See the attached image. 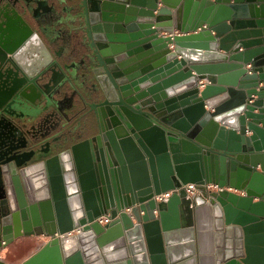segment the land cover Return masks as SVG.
<instances>
[{
  "label": "water",
  "instance_id": "water-1",
  "mask_svg": "<svg viewBox=\"0 0 264 264\" xmlns=\"http://www.w3.org/2000/svg\"><path fill=\"white\" fill-rule=\"evenodd\" d=\"M34 235L23 264H264V0H0V250Z\"/></svg>",
  "mask_w": 264,
  "mask_h": 264
},
{
  "label": "crops",
  "instance_id": "crops-1",
  "mask_svg": "<svg viewBox=\"0 0 264 264\" xmlns=\"http://www.w3.org/2000/svg\"><path fill=\"white\" fill-rule=\"evenodd\" d=\"M170 48H174V45L171 44ZM180 58L181 56H179V59ZM200 60H202V62H215L216 57L210 58L209 56H201ZM249 66L250 65H247V68H249ZM229 190L240 193L232 188H229ZM48 241L49 238L44 235L18 238L7 248L0 250V257L9 264H23L28 258L38 252Z\"/></svg>",
  "mask_w": 264,
  "mask_h": 264
},
{
  "label": "built area",
  "instance_id": "built-area-1",
  "mask_svg": "<svg viewBox=\"0 0 264 264\" xmlns=\"http://www.w3.org/2000/svg\"><path fill=\"white\" fill-rule=\"evenodd\" d=\"M209 188H220V187L218 185L210 184ZM181 189L186 190L188 197H195L197 195V193L199 192L197 189V184L187 183V184L181 185V187L155 194L153 198L157 202L168 201L175 192H179ZM126 210L130 211L131 207L127 208ZM113 219L114 218L112 217L111 213H105V214L98 216L95 220L98 221L100 224L105 225L107 223H110ZM81 231H82V227H79V228L73 230L72 232H70L69 235H67V236L77 234Z\"/></svg>",
  "mask_w": 264,
  "mask_h": 264
},
{
  "label": "bare ground",
  "instance_id": "bare-ground-1",
  "mask_svg": "<svg viewBox=\"0 0 264 264\" xmlns=\"http://www.w3.org/2000/svg\"><path fill=\"white\" fill-rule=\"evenodd\" d=\"M73 248V242L72 240L66 241V249L71 250Z\"/></svg>",
  "mask_w": 264,
  "mask_h": 264
}]
</instances>
